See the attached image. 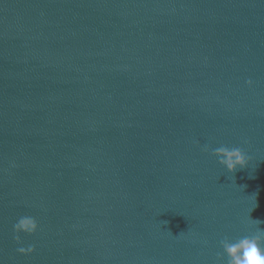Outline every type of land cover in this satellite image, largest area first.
Listing matches in <instances>:
<instances>
[{"label":"water","instance_id":"water-1","mask_svg":"<svg viewBox=\"0 0 264 264\" xmlns=\"http://www.w3.org/2000/svg\"><path fill=\"white\" fill-rule=\"evenodd\" d=\"M256 227L264 0H0V264H219Z\"/></svg>","mask_w":264,"mask_h":264},{"label":"clouds","instance_id":"clouds-1","mask_svg":"<svg viewBox=\"0 0 264 264\" xmlns=\"http://www.w3.org/2000/svg\"><path fill=\"white\" fill-rule=\"evenodd\" d=\"M252 83L250 79L247 81L249 86ZM202 150L211 151L212 155L218 159V163L230 173H234L238 168L243 169L249 164L250 158L238 147L221 146L210 149L208 145H204ZM254 222L256 225L262 223L259 220ZM13 228L16 233L14 237L16 242L21 243L20 234L33 235L38 231L39 225L34 217L25 215L18 219ZM220 247L223 249V253L217 255L219 264H264V230H260L258 227L254 233L236 239L225 237L220 241ZM17 251L22 255H27L34 252L35 248L29 245L27 248L19 247Z\"/></svg>","mask_w":264,"mask_h":264}]
</instances>
